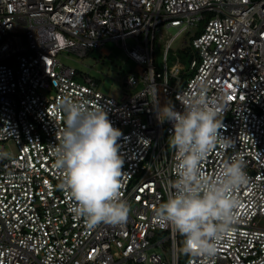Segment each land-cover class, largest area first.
Here are the masks:
<instances>
[{"label": "built area", "instance_id": "2783aa9c", "mask_svg": "<svg viewBox=\"0 0 264 264\" xmlns=\"http://www.w3.org/2000/svg\"><path fill=\"white\" fill-rule=\"evenodd\" d=\"M166 38L162 67L154 32ZM190 39L188 68L168 65L172 43ZM130 41L128 44L127 41ZM120 46L138 69L112 97L64 64L104 43ZM201 89L215 101L220 143L201 162L215 178L225 161L242 158L249 184L234 192L235 231L209 261L183 252V240L154 209L174 194L172 124L156 119V101L183 111ZM69 99L108 113L122 132L120 197L127 219L89 228L59 187L54 150L65 127L58 102ZM211 106V105H210ZM0 264H258L264 257V0H0Z\"/></svg>", "mask_w": 264, "mask_h": 264}, {"label": "clouds", "instance_id": "9594fccd", "mask_svg": "<svg viewBox=\"0 0 264 264\" xmlns=\"http://www.w3.org/2000/svg\"><path fill=\"white\" fill-rule=\"evenodd\" d=\"M156 107L158 122L172 124L168 146L175 152L177 179L171 183L174 194L154 209V217L184 237L186 255L207 262L217 255L228 233L235 231L239 201L234 192L250 182L246 165L242 158L225 161L215 178L202 171L201 162L218 142L229 146V138L220 132L217 105L203 89L185 102L183 111L158 99ZM58 108L65 116V127L55 146L54 166L62 172L59 187L75 201L71 211L89 228L124 222L130 206L120 197L124 159L117 141L122 132L100 107L90 109L62 99ZM9 155L0 151V159ZM258 264H264V257Z\"/></svg>", "mask_w": 264, "mask_h": 264}, {"label": "rangeland", "instance_id": "374dc122", "mask_svg": "<svg viewBox=\"0 0 264 264\" xmlns=\"http://www.w3.org/2000/svg\"><path fill=\"white\" fill-rule=\"evenodd\" d=\"M174 32V29L165 30L162 26H159L154 32L153 57L157 71L162 67L161 54L164 42ZM189 39L190 35L185 33L172 43L167 60L169 66L177 62L180 67L187 70L190 52L188 46L183 45V43ZM127 42L130 44L129 40ZM61 61L77 71L76 79L78 81L83 75H87L98 84V89L102 93L117 98L124 93L120 84L122 77L128 71L138 69L134 63L125 57L120 46L113 42L104 43L100 49L90 52L83 59L70 55L68 58L62 57ZM158 100L161 104L164 103L160 94Z\"/></svg>", "mask_w": 264, "mask_h": 264}, {"label": "trees", "instance_id": "16d2710c", "mask_svg": "<svg viewBox=\"0 0 264 264\" xmlns=\"http://www.w3.org/2000/svg\"><path fill=\"white\" fill-rule=\"evenodd\" d=\"M189 49V48H188ZM189 52H190V49H189Z\"/></svg>", "mask_w": 264, "mask_h": 264}]
</instances>
